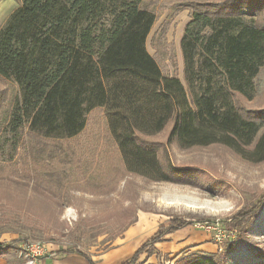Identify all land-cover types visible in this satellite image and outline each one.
<instances>
[{"label": "trees", "instance_id": "trees-1", "mask_svg": "<svg viewBox=\"0 0 264 264\" xmlns=\"http://www.w3.org/2000/svg\"><path fill=\"white\" fill-rule=\"evenodd\" d=\"M167 2L175 7L171 17L189 12L179 40L181 77L165 74L146 46L158 0H19L0 26V153L6 151L7 164L21 162L22 170L30 158L33 166L32 175L13 167L0 178L30 182L61 206L72 201L77 182L98 191L122 177L70 175V151L61 142L84 131L95 109L104 114L125 171L150 181L200 188L205 176L172 164L161 144L147 138L168 124L167 144L217 143L248 162H264V111L238 101L264 89V0ZM263 204L264 196L222 221L224 252L235 248ZM192 222L171 217L119 264H136L147 246ZM17 241L0 242V257ZM72 252L96 264L80 251L65 253ZM178 264H224V253L193 251Z\"/></svg>", "mask_w": 264, "mask_h": 264}, {"label": "rangeland", "instance_id": "rangeland-1", "mask_svg": "<svg viewBox=\"0 0 264 264\" xmlns=\"http://www.w3.org/2000/svg\"><path fill=\"white\" fill-rule=\"evenodd\" d=\"M18 4L19 0H0V26ZM153 9L156 20L147 37V49L165 74L181 77L179 40L189 12L183 9L171 17L175 7L170 8L167 0H158ZM10 85L14 98L17 90ZM4 86L0 80V89ZM238 101L246 108L264 111V89L252 100L238 96ZM169 129L170 124L147 138L161 144V155L172 164L189 167L195 175H205L200 188L150 181L126 172L110 144L101 109L89 114L84 131L61 142L63 149L71 153L70 175L122 177L111 179L98 191L77 182L72 201L61 200V206L48 192L33 188L30 182L0 178V242L18 239L17 246L0 257V264H88L79 252L67 254V250L87 254L96 264H119L160 226L167 225L171 217L192 220L193 224L168 233L159 241L167 243L147 246L136 264H178L179 259L193 251L221 250L224 264H262L264 204L249 219L235 248L228 252H224L227 234L222 221L249 203L257 204L264 196V162H248L217 143L181 149L174 142L166 143ZM6 156V151L0 153V163L7 166L0 175H12L13 167L20 168L23 175H32L31 158L22 170L21 162L7 164ZM169 234L172 236L167 239ZM231 234L235 239V234ZM202 243H209L207 247L214 244L216 250L196 248ZM33 245L40 250L35 253ZM181 246L185 247L180 249Z\"/></svg>", "mask_w": 264, "mask_h": 264}, {"label": "crops", "instance_id": "crops-1", "mask_svg": "<svg viewBox=\"0 0 264 264\" xmlns=\"http://www.w3.org/2000/svg\"><path fill=\"white\" fill-rule=\"evenodd\" d=\"M169 236H172V234L167 235L166 238L169 239ZM165 240H166V239H165ZM164 243H167V242H166V241H163V242H159V243H157V244H164ZM157 244H156V245H157ZM207 245H209V243L198 244V245L196 246V248H202V250H204V251H205V250H211L210 252H213V251L216 250L214 244L211 245V247H207ZM185 246H187V245H185ZM185 246H181L180 249L183 248V247H185ZM166 250H168V249H166ZM178 250H179V249H178ZM84 261H85V260H84Z\"/></svg>", "mask_w": 264, "mask_h": 264}, {"label": "built area", "instance_id": "built-area-1", "mask_svg": "<svg viewBox=\"0 0 264 264\" xmlns=\"http://www.w3.org/2000/svg\"><path fill=\"white\" fill-rule=\"evenodd\" d=\"M39 248H40V247H38V246H34V245H33V249H32V250L36 253V252H38L37 250H40ZM32 250H31V251H32Z\"/></svg>", "mask_w": 264, "mask_h": 264}]
</instances>
